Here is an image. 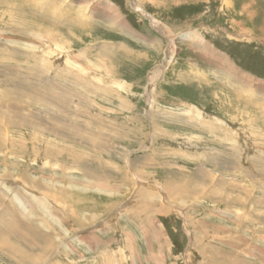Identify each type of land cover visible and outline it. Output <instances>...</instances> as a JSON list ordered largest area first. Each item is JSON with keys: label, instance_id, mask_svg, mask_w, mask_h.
I'll return each instance as SVG.
<instances>
[{"label": "rangeland", "instance_id": "374dc122", "mask_svg": "<svg viewBox=\"0 0 264 264\" xmlns=\"http://www.w3.org/2000/svg\"><path fill=\"white\" fill-rule=\"evenodd\" d=\"M38 1L54 16L32 0H0V108L24 105L51 128L48 138L72 141L55 144L97 156L104 170L90 163L98 173L89 177L68 161L62 168L0 151V192L10 185L31 202L2 192L0 213L13 202L56 243L30 256L38 264H264V0ZM59 93L66 102L49 97ZM10 135L31 146V128ZM26 174L81 211L64 213L16 178ZM59 186L73 189L61 196ZM31 195L49 198L33 209ZM6 248L0 264H33Z\"/></svg>", "mask_w": 264, "mask_h": 264}, {"label": "bare ground", "instance_id": "6f19581e", "mask_svg": "<svg viewBox=\"0 0 264 264\" xmlns=\"http://www.w3.org/2000/svg\"><path fill=\"white\" fill-rule=\"evenodd\" d=\"M32 2L36 5L34 7L39 8V10L44 11L42 14L48 15L45 16L46 19L50 18L52 16V12L53 10L51 9V7L48 5L47 7H45L43 5V3L39 2L38 0H32ZM45 2V1H44ZM137 3V2H136ZM138 5V4H137ZM3 8V6H2ZM139 8V7H138ZM140 10H142L146 15H148L151 20V22L154 20L152 19V15L149 14L147 11H145L143 8H141L140 6ZM15 12L20 16L21 20H28V17H26V12L25 10H21L20 8H16ZM67 12V11H66ZM4 13V12H3ZM54 16V14H53ZM55 16H57V13H55ZM12 17V16H11ZM71 20V19H70ZM15 21V20H14ZM120 22V20H119ZM68 23V22H67ZM76 25V24H75ZM82 25V24H81ZM43 27V26H42ZM76 27V26H75ZM78 28V27H77ZM65 36V35H64ZM48 39V38H47ZM172 53V50H171ZM173 56V53L171 55V58ZM170 61V59H169ZM161 67H157V70L155 69L154 72V76L152 80H155V78L158 77L159 74V70ZM244 74V73H243ZM19 92V90H18ZM60 93L56 96V95H49V97H54L55 101H67L66 97L64 96V94L62 96ZM65 98V99H64ZM53 101V100H52ZM151 101V99L149 100ZM241 101V100H240ZM250 101V100H246ZM236 103V102H235ZM239 103V102H238ZM66 104V103H65ZM248 105V103H245ZM61 105V104H60ZM11 107H9V104H7V108L3 109L0 108V151H4L7 150L8 148L10 149L9 151H12L13 153H15V155L19 156V157H23V154H29V156H35L36 157H40V156H46L47 159L51 158V160H53V162H59L58 164L62 166V168L64 167L63 165H65V162L68 161L72 165H81L83 168V172L85 173L86 176L89 177H93L95 176V173H98L96 171L95 168H90L88 167V164L94 162V164L96 163V165H94L96 168H98V170L102 169L104 170L103 166L104 163L101 159H98L97 156H93V155H82V153L78 152L76 148L73 147H69L67 144H65V148H61V145L58 146V143L55 144L54 141L58 142L59 141H71V139H68L67 136H63L60 135L61 133L56 132V130L54 132L55 137H50L48 138L47 134L48 132H52L51 128H48L49 126L46 125L47 123H43V121L40 120V117L34 115V114H25L23 111L22 106H18V105H11ZM55 106V105H54ZM230 106V105H229ZM236 107L237 109L241 108L237 105L236 103ZM248 107V106H246ZM2 109L4 111H2ZM65 109V107H64ZM248 110V109H247ZM59 111L63 112V109H59ZM249 111V110H248ZM61 112V113H62ZM243 112V111H242ZM59 113V112H58ZM244 113V112H243ZM57 114V113H56ZM60 115V113L58 114ZM55 116V115H54ZM52 119V117L50 118ZM58 120V119H57ZM253 120V119H251ZM62 123V122H61ZM76 124V123H75ZM48 126V127H47ZM65 126V125H64ZM75 126V125H74ZM31 128L33 130V136L30 137L29 142L31 144L30 147L27 146L26 142L27 141H23V139L17 138L15 139L12 135H10V129L11 128ZM4 131H1L3 130ZM85 130V129H84ZM26 131V130H25ZM78 131V128H77ZM94 131V130H93ZM102 131H99L98 134H101ZM29 133V132H28ZM32 133V132H31ZM46 133V134H45ZM81 133V132H80ZM22 134V133H21ZM35 134V135H34ZM43 134V135H41ZM24 138V137H23ZM63 141V142H64ZM72 142V141H71ZM66 143V142H65ZM86 149V148H85ZM8 151V150H7ZM4 153V152H3ZM2 154V153H1ZM0 154V156H1ZM25 154V155H26ZM14 155V154H13ZM16 156V157H17ZM7 157V156H6ZM5 158V157H4ZM18 158V157H17ZM41 158V157H40ZM61 158V161H60ZM3 160V159H2ZM50 160V159H49ZM10 161V160H9ZM14 161V160H12ZM5 162V161H4ZM66 162V164L68 163ZM7 164V163H6ZM21 164V163H20ZM11 165L14 167L16 172H19V162H13L11 163ZM66 166V165H65ZM8 167V166H7ZM93 167V165H92ZM25 168V167H24ZM65 168V167H64ZM80 168V167H79ZM9 169V168H8ZM12 169V168H10ZM71 169V168H70ZM4 170V169H3ZM6 170V169H5ZM4 170V171H5ZM26 170V169H25ZM24 170V171H25ZM30 170V168H29ZM36 170V169H35ZM38 170V168H37ZM42 170V169H41ZM7 172V171H5ZM39 172V171H38ZM171 172V171H170ZM3 173V172H2ZM12 173V172H11ZM14 173V172H13ZM55 173V171H54ZM68 173V172H67ZM94 173V174H93ZM5 177H8V174H5ZM10 176L8 178H13L12 174H9ZM18 175V174H17ZM46 175V174H45ZM72 175V174H71ZM51 176V175H50ZM57 176V175H56ZM73 176V175H72ZM142 176V175H141ZM25 177V178H24ZM24 177H16L19 180H22V182L26 183L28 186H30L31 188H35L38 191L39 190H43L44 193L46 195H48L50 198H53V200H55L56 202H59L61 204L60 210H62L64 213L67 212V210L70 211L75 215L78 210L81 211V209L79 208V206L77 204H71L70 206L69 204H67V200L63 199V201H59L51 192L50 188H51V184L49 183H45V185L43 183H37L38 181L34 180L35 178H31L30 176H28L27 174ZM52 179L55 178V176H51ZM68 177L71 178V176H69L68 173ZM199 177V176H198ZM2 178V177H1ZM47 178V176H46ZM206 178V177H205ZM208 178V177H207ZM51 179V180H52ZM58 179V178H57ZM73 180V178H71ZM180 179V178H179ZM174 180V179H173ZM178 180V179H177ZM53 181V180H52ZM66 181V180H65ZM170 181V180H169ZM69 182V181H68ZM144 182V181H143ZM53 183V182H52ZM55 183V182H54ZM53 183V184H54ZM75 183V182H74ZM70 184V182H69ZM72 184V181H71ZM76 184V183H75ZM55 185V184H54ZM165 185V184H164ZM181 185V183H180ZM7 188H4V191L0 192V205H2V203H4V201L6 200L5 197L6 195L4 193L6 192H15L16 197L18 198L19 204L23 205L24 207H26V202L27 204H30L31 202L27 200V198L25 197L26 194L23 190H19L18 188H14L13 186L10 185H6ZM58 186V185H57ZM71 186V185H70ZM72 187V186H71ZM71 187H67V188H63V186H59V188H55L57 190V192L61 195V193L64 194L63 190L68 193V192H72ZM30 188V189H31ZM32 188V189H33ZM199 189V188H198ZM4 192V193H2ZM70 192V193H71ZM43 193V192H42ZM41 193V194H42ZM248 193V192H247ZM7 194V193H6ZM14 194V193H13ZM37 194V193H36ZM46 195H31L33 198L32 200L35 201V205L32 208L35 209L37 208L39 205L41 206H45L47 199ZM62 196V195H61ZM147 196V195H146ZM11 197V196H10ZM148 197V196H147ZM9 198V197H8ZM177 198V197H176ZM239 198V197H238ZM43 199V200H42ZM26 200V202H25ZM30 200V199H29ZM237 201V200H236ZM238 202V201H237ZM33 204V203H32ZM49 204V203H48ZM59 204V205H60ZM14 203L13 202H9V200L5 203V209H3V211L0 213V245H2L3 247H7L6 251L9 255L12 256H16L19 259H21V262L24 263V260H28L30 259L32 261L33 264H38V257L37 258H32V256H30V254L32 253V250L35 251H39L38 247L42 246V254L45 256L47 254H49L47 252V250H43V249H50L51 247L55 246V242L53 241H49V234L47 232H45L44 230L40 229V227H38V223L37 222H32L30 220H26V219H22L20 216V211L22 212V208H20L19 206H17V208H19L20 210L18 211L15 207H14ZM73 205V206H72ZM152 205V204H151ZM56 207V206H55ZM63 207H67L66 211L63 209ZM74 207V209H72ZM115 207V206H114ZM44 208V207H43ZM83 208V207H82ZM45 209V208H44ZM72 209V210H71ZM56 210V209H55ZM75 211V212H74ZM37 212V211H36ZM70 212V213H71ZM35 213V211H34ZM33 213V214H34ZM55 213V212H53ZM31 214V213H30ZM31 214V216L33 215ZM36 215V213H35ZM34 215V216H35ZM65 216H67L66 214H64ZM39 216V214L37 215ZM263 217V214H262ZM40 218V216H39ZM97 218L93 221H96ZM39 221V220H37ZM41 222V221H40ZM44 222V221H43ZM94 222H92L93 224ZM30 224V228H27V225ZM89 223H82L80 225L79 229H83L85 227L88 226ZM40 225V224H39ZM91 225V224H90ZM83 227V228H82ZM60 229V228H59ZM50 231V230H49ZM5 233H7L8 235V240H4L6 239L5 237H3L5 235ZM12 238V239H11ZM11 239V240H10ZM35 240H38V242H35ZM85 242V241H84ZM44 243V244H42ZM27 247V248H25ZM45 252V253H43ZM47 252V253H46ZM39 254H41V252H39ZM42 255V256H43Z\"/></svg>", "mask_w": 264, "mask_h": 264}]
</instances>
